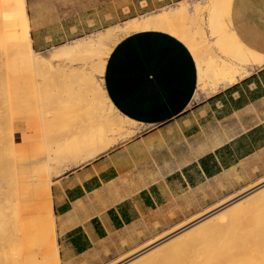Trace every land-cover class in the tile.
<instances>
[{"label":"crops","instance_id":"crops-1","mask_svg":"<svg viewBox=\"0 0 264 264\" xmlns=\"http://www.w3.org/2000/svg\"><path fill=\"white\" fill-rule=\"evenodd\" d=\"M230 22L264 56V0H232ZM187 61L177 39L153 30L108 56L103 91L124 124L108 150L50 179L58 264H115L164 223L264 184V65L205 96L185 79L195 77Z\"/></svg>","mask_w":264,"mask_h":264},{"label":"bare ground","instance_id":"bare-ground-1","mask_svg":"<svg viewBox=\"0 0 264 264\" xmlns=\"http://www.w3.org/2000/svg\"><path fill=\"white\" fill-rule=\"evenodd\" d=\"M231 3L232 0L207 2L208 17L206 19L199 17L196 41H192L194 34L191 35L186 30L176 35L179 36L177 40L187 38L191 40L187 49L191 62L187 61L185 68L193 65L195 77L187 74L185 79L188 82L195 80V84L205 96L233 86L251 75L254 68L264 65V56L242 42L231 28ZM217 10L218 15L223 14V19L217 16L214 19L212 15ZM184 12V9L180 8L158 17L141 21L131 20L124 26L123 33L129 30L160 27L164 22L169 23L183 17ZM206 32H209V35ZM100 41L102 37L87 43L78 41L70 46L54 49L47 56L38 57L31 47L25 0H0V60L6 74L10 75L9 80L24 71L30 72L47 65L52 60L89 49L101 43ZM255 42L251 44L253 47L256 46ZM89 65L81 64V71L86 72ZM9 80L8 88L11 87L12 90L23 86L19 81L14 84ZM73 94L70 93V97L63 101V110L52 112L53 116L59 114L61 117L60 113L63 111L65 120L71 121L77 116L93 115L89 108L92 99L83 93ZM38 106L35 98H25L18 106V112H14L10 117V122L19 120L22 123L26 122L28 127L36 125L33 126V144L26 148L16 147L12 142L6 143L4 148L0 146V150L8 151L11 156L7 155L11 159V162L8 159V164L4 163L5 160L0 161V254L2 248L9 247L12 251L10 256L12 264H58L47 174L51 168V161L58 160L62 156L61 153H67L74 159L71 165L78 166L92 160L108 148L107 145L96 148L91 143L78 150L76 143L61 146L58 140L48 142L47 135L49 127L52 126L48 118L51 116H48V112H39L37 117L40 118V122H37L35 111H38ZM89 136L90 134L84 133L82 138L88 139ZM24 140L27 141V138ZM230 201L224 200L191 221H198ZM250 212L257 214L258 217L252 216L256 219L246 225L243 223L249 228V232L243 229L245 233L240 237L239 233H236V227L239 225L236 223H241L238 217L242 215L240 216L242 218L244 214ZM222 218L226 220L217 222ZM161 240L162 238L148 243L145 249ZM251 247L255 255L250 254ZM244 248L249 249V253ZM244 250L246 252H243ZM136 254H131L130 258L119 264H264V184L173 238L134 257Z\"/></svg>","mask_w":264,"mask_h":264},{"label":"rangeland","instance_id":"rangeland-1","mask_svg":"<svg viewBox=\"0 0 264 264\" xmlns=\"http://www.w3.org/2000/svg\"><path fill=\"white\" fill-rule=\"evenodd\" d=\"M208 1L209 0H25V11L29 24L31 47L38 57L47 56L49 52L54 49L64 48L78 41L87 43L90 40H96L98 37H102V41L89 49L86 48L78 53L52 60L49 64L40 66L30 72L24 71L19 73L10 78V80V75L6 74L3 69V62L0 60V146L4 148L7 145L6 143L12 142L16 147L22 146L26 148L33 144V128L36 127V125L28 127L26 122L22 123L19 122V120L10 122V117L14 112H18V106L25 98H35L39 103L37 107L38 111H35L36 121L40 122V118L37 117L39 112H48V116H51L48 118L52 123L47 135L48 142L51 140H58L61 146L66 143H76L78 145H76L78 150H82L85 145L92 143L96 148L107 145L108 150L114 144V139H109L108 137L114 135V132H119L124 124L122 120L114 116V112L111 111L103 91L102 77L108 56L112 54L116 49V45L121 40L140 31H159L177 39L179 36L176 35L182 30H186L189 34H194V40L192 39V41H196L198 39L196 30L200 25L199 17H203V19L208 17L207 14L209 9L206 11ZM180 8H183L185 11V15L181 18L174 19L169 23L164 22L157 28L152 27L139 31L129 30L123 33L124 26L131 20L141 21L146 18L158 17ZM218 12L219 10L212 15L214 19L216 16L220 18L223 17V14L219 13L220 15H218ZM206 33L209 35V32ZM189 41H191L189 38L186 40H178V42L185 47L187 53ZM84 63L90 64L86 72H82L80 69L81 64ZM255 69L257 68H254L252 72ZM8 80L14 84L19 81L23 86L12 90L11 87L8 88ZM199 90L200 87L197 86V91ZM70 93H83L92 99L89 106L90 111L93 112L91 117L77 116L74 120L68 121L69 119L65 120L63 111L60 113L61 117H59V114L56 116L52 115V112L63 110V101H66L70 97ZM12 96H14V98H11ZM84 133L90 134L88 139L82 138ZM130 134L131 132L127 135ZM25 138H27V141L24 140ZM82 140L90 142L84 143ZM0 153V159L2 158L0 161L5 160L4 163L7 164L11 162V159L8 158V151L6 152L1 149ZM61 155L62 156L58 160L51 161V168H49V172H47L49 185L50 179L58 168L64 167L66 163L69 166H73L71 165L74 160L71 157L72 155L67 153H61ZM8 159L10 160L9 162ZM256 188L242 195L248 192H254ZM211 208L213 209L214 207ZM210 209L195 208V210L191 212L192 214L188 213L187 216L184 215L180 217L186 220L182 223H164L162 235L155 240L166 238L187 227L195 222L191 221V219L201 216V214ZM247 213L246 215L244 214L242 218L240 217L242 215L238 217L239 222L242 224L245 223V225L256 219L253 217L257 216V214H251V212L250 214ZM223 220L225 221L226 219L222 218L217 222L220 223ZM241 223L236 224L240 225ZM242 224L240 225L241 228L238 227L239 225L236 227V233H239L238 235L240 237H243L245 233L243 229L249 232V228ZM146 246L130 252L126 255L125 259L115 264H119L130 258L131 254H136L135 252H137V254L140 253L145 250ZM245 250L248 251L249 249ZM245 250L243 252H246ZM250 251V254L252 253L255 255V252L252 251V247ZM11 253L12 251L9 247L2 248L0 264H12V259L10 257Z\"/></svg>","mask_w":264,"mask_h":264},{"label":"water","instance_id":"water-1","mask_svg":"<svg viewBox=\"0 0 264 264\" xmlns=\"http://www.w3.org/2000/svg\"><path fill=\"white\" fill-rule=\"evenodd\" d=\"M261 186H262V185H261ZM258 188H259V187H258ZM256 189H257V188H256ZM249 193H251V192H248V193H246V194H244V195L240 196L239 198H237V199H235V200H233V201L229 202L227 205H229V204H231V203H233V202H235V201L239 200L240 198H243V197H245V196H246L247 194H249ZM227 205H225V206H227ZM225 206H223V207H225ZM223 207H221V208H223ZM221 208H219V209H217V210H215V211H213V212L209 213L208 215H206V216L202 217V218H201V219H199L198 221H200V220H202V219H204V218H206V217H208V216H210V215H212V214H214V213L218 212V211H219ZM198 221H196V222H194V223H192V224L188 225L187 227H185V228H183V229H181V230H179V231L175 232L174 234H172V235H170V236H168V237H166V238L162 239L161 241H159L158 243L154 244L153 246H150L149 248H147V249H145V250L141 251L140 253L136 254L134 257H137V256H139L140 254H142V253H144V252H146V251H148V250L152 249L154 246H157V245H159V244H161V243L165 242L166 240H169L170 238H172V237L176 236L177 234H179L181 231H183V230L187 229L188 227H190V226L194 225V224H195V223H197ZM131 259H133V258H131ZM131 259H129V260H131ZM129 260H127V261H129Z\"/></svg>","mask_w":264,"mask_h":264}]
</instances>
